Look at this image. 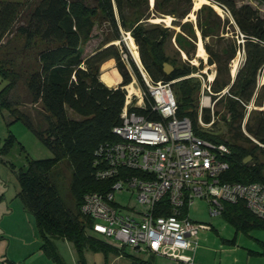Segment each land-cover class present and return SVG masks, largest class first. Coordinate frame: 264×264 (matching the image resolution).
<instances>
[{
    "label": "trees",
    "instance_id": "trees-1",
    "mask_svg": "<svg viewBox=\"0 0 264 264\" xmlns=\"http://www.w3.org/2000/svg\"><path fill=\"white\" fill-rule=\"evenodd\" d=\"M208 1L225 10V26L220 33H227L225 29L228 26L235 38L228 43L224 36H219V39L225 40L223 48L222 43H217L216 47L205 43L208 61L216 66L215 93L226 91L223 95L228 102L230 122L236 123L231 129L230 141L197 127V109L192 105V93L194 88H199V83L192 85L193 77L189 76L195 67H173L166 74L163 63L168 58L164 47L170 30L160 23L148 21L152 17L172 15L174 24L181 27L191 25L181 22L190 13L192 0H155L153 8H150L149 0H35L29 4L0 0V38L14 31L23 37L26 46L37 41L41 44L36 53V67L27 75L26 87L32 101H40L51 118L49 128L44 133H36L49 147L52 157L28 160L26 168L18 172L21 184L18 195L23 208L35 217L41 246L49 250L54 259L57 257L51 237L71 241L79 254V264H83V251L87 247L117 253L124 250L123 246L111 245L107 239L90 230L91 220L80 212L86 194L111 190L114 177L97 176L107 167L99 150L101 146L118 140L113 128L121 123L127 95L124 86L131 81V75L119 61L120 55L113 45L83 57L81 44L91 38L98 23L105 22L113 29L114 40L121 39L122 31L129 32L139 49L141 67L151 81H175L178 84L177 91H174L178 103L177 115L187 116L197 135L229 146L230 154L226 158L229 167L220 176L222 182L264 185V162L258 161L256 153L264 156V84H259L260 78L264 77V14L258 7L250 4L238 6L234 0ZM254 1L264 6V0ZM204 8L209 14L205 19L208 26H203L200 18L198 24L203 38H206L209 36L206 28L215 25L211 17L219 20V28L222 20L211 5H204L197 14ZM239 37L242 40L237 42ZM240 50L244 60L232 78L229 64ZM110 57L117 60L122 76V82L117 86H107L100 79V64ZM128 58L139 86L145 90L138 67L130 56ZM0 77L6 81L0 89V108L9 109L15 117L14 121L22 120L33 128L27 116L12 109L7 99L8 93L15 87L18 74L5 69L1 60ZM251 101H259L262 109L257 111L252 124L249 121L244 124L250 135L245 136L242 121L246 116V106ZM134 109L145 113L144 109ZM68 111L78 119L69 117ZM201 119L204 123L211 121L208 109H202ZM242 139L252 145L244 146L239 142ZM247 156H251L252 161L245 162ZM61 161H66L71 169L70 193L75 201V212L65 205L50 179V171ZM164 211H170L166 199L156 206L159 214ZM220 214L234 226L236 232L248 234L254 228H264V219L253 214L243 201L222 202ZM261 245L264 246V242ZM141 264L152 263L143 260Z\"/></svg>",
    "mask_w": 264,
    "mask_h": 264
},
{
    "label": "rangeland",
    "instance_id": "rangeland-1",
    "mask_svg": "<svg viewBox=\"0 0 264 264\" xmlns=\"http://www.w3.org/2000/svg\"><path fill=\"white\" fill-rule=\"evenodd\" d=\"M13 1L29 4L35 0ZM197 1L192 0L191 11L181 22H187L191 25L181 27L174 24L172 15L152 17L148 21L160 23L163 28L167 27L170 30L164 47L165 56L168 58L166 63L180 68L195 67L189 76L193 77L192 85L199 83V88H194L192 93V105L197 109V127L219 134L224 140L230 141L233 133L231 129L236 123L230 122L228 102L223 91L215 93L213 81L216 76V66L208 61L205 43L215 47L217 43H222L221 48H223L225 40L231 43L235 38L228 26L225 29L228 31L227 33H220L225 26L223 22L226 18L223 8L211 4L208 0H201L197 7ZM234 1L238 6L250 4L253 7H258L260 13L264 14V6L257 4L254 0ZM154 2L155 0H149L150 8H153ZM204 5H211L222 20L219 28V20L215 16L211 17L215 25L206 28L209 33L206 38L202 36L198 18H200L203 26H208L207 21H205L209 17L208 11L204 8L197 14ZM219 36H224L223 38L226 39H219ZM129 37H131L129 32L122 31L121 39L114 40L113 29L104 22L98 23L92 31L91 38L81 44L83 57H88L110 45L115 47L120 55L119 61L124 64L125 69L131 75V81L126 85L127 95L131 94L133 90L135 91L133 93H138L137 88L140 85L128 56L131 57L136 67H138L137 63L141 66L139 49L132 38L133 47L137 51V54L134 55ZM241 40L239 37L237 42ZM200 45L203 47L205 55L199 54ZM40 46L38 41L26 46L23 37L14 31L0 38V60L3 67L18 74L15 87L8 93L7 99L12 104V109H17L26 115L33 126V128L27 126L22 120L14 121L15 117L12 116L9 109L0 108V264H79L77 249L69 240L60 237L50 238L56 259L53 258L49 250L41 246L42 240L39 237L35 217L23 208L18 195L21 189L18 172L26 168L28 160L52 157L51 150L36 133V131L44 133L49 128L51 118L40 101H32L26 87L27 75L36 67V53ZM243 60V51L240 50L230 61L232 78L235 77L237 68ZM105 75L112 79V82L108 83L112 86H117L122 82V76L117 68L115 58H107L100 64V79L104 83H106L103 80ZM5 84L6 81L1 80L0 77V89ZM259 84H264V77L260 78ZM129 85H131V89L133 88L131 91ZM171 86L176 92L178 84L173 81ZM205 96H210V102L205 100ZM248 106L241 127L245 136L250 135L246 132L244 124L247 121L252 124L257 111L262 109L259 101H251ZM201 108L210 111L211 120H213V124L210 126L205 127L200 124L198 115ZM68 114L69 117L78 119V116L71 111H68ZM239 142L247 147L252 145L243 139ZM256 153L258 161L264 162V156ZM250 161H252L251 156H247L245 162ZM70 177L71 169L66 161L57 163L50 171V179L58 189L65 205L75 212V201L70 193ZM114 200L117 209L124 214L133 215L134 209L141 208L136 202L135 194L128 189L116 192ZM210 206V202L206 198H195L188 206L186 215L195 223L201 224V227L197 233L198 245L195 253L185 251L184 254L192 255L194 264H246L248 248L255 247V237L264 238V229L251 230V236L244 232H236L234 226L226 221L221 214H212ZM106 241L111 245H117L112 239ZM123 248V252L117 253L114 250H92L87 247L83 251V264H141L143 260H149L152 264H173L163 257H150L144 251L132 250L130 247Z\"/></svg>",
    "mask_w": 264,
    "mask_h": 264
},
{
    "label": "built area",
    "instance_id": "built-area-1",
    "mask_svg": "<svg viewBox=\"0 0 264 264\" xmlns=\"http://www.w3.org/2000/svg\"><path fill=\"white\" fill-rule=\"evenodd\" d=\"M137 65L145 90L139 86L138 93L126 95L121 123L113 128L118 140L99 150L107 167L97 176L114 177L111 190L86 194L80 212L91 220L90 230L112 239L116 246L176 264H194L193 256L184 254L195 253L201 227L186 215L192 201L208 199L212 214L221 213L222 202L243 201L253 214L264 219V185L222 182L220 176L229 167V146L197 135L192 121L177 115L173 81L153 83ZM204 98L210 102V96ZM201 112L202 108L200 124L210 126L213 120L203 123ZM123 189L134 193L141 206L133 215L116 207L114 195ZM163 199L170 211L159 214L156 206Z\"/></svg>",
    "mask_w": 264,
    "mask_h": 264
},
{
    "label": "crops",
    "instance_id": "crops-1",
    "mask_svg": "<svg viewBox=\"0 0 264 264\" xmlns=\"http://www.w3.org/2000/svg\"><path fill=\"white\" fill-rule=\"evenodd\" d=\"M106 84V83H105ZM107 86H112L111 84H106ZM254 229H264V228H254ZM249 232L248 234L251 236ZM256 244L254 248H248V255L246 257V264H264V246L261 245V242H264V238L255 237ZM252 254V255H250ZM254 254V255H253Z\"/></svg>",
    "mask_w": 264,
    "mask_h": 264
},
{
    "label": "bare ground",
    "instance_id": "bare-ground-1",
    "mask_svg": "<svg viewBox=\"0 0 264 264\" xmlns=\"http://www.w3.org/2000/svg\"><path fill=\"white\" fill-rule=\"evenodd\" d=\"M201 3V0H198L197 2H196V5H197V7L199 6V4ZM130 38V43H131V45H132V52H133V54L134 55H136L137 54V51H136V49L133 47L134 46V42H133V39H132V37H129ZM199 54L200 55H203L204 54V50H203V47L200 45L199 46ZM205 55V54H204ZM103 80L106 82V84L107 83H111L112 82V79L108 76V75H105V76H103ZM129 88H130V91L133 89H131V85H129L128 86ZM133 92H135L134 90L132 91V93Z\"/></svg>",
    "mask_w": 264,
    "mask_h": 264
},
{
    "label": "water",
    "instance_id": "water-1",
    "mask_svg": "<svg viewBox=\"0 0 264 264\" xmlns=\"http://www.w3.org/2000/svg\"><path fill=\"white\" fill-rule=\"evenodd\" d=\"M161 21L164 22L163 19H161ZM163 70L166 74H169L173 70V66L165 62L163 63Z\"/></svg>",
    "mask_w": 264,
    "mask_h": 264
}]
</instances>
